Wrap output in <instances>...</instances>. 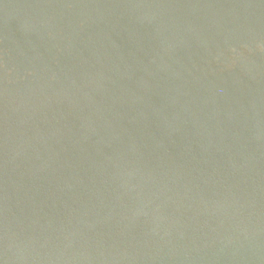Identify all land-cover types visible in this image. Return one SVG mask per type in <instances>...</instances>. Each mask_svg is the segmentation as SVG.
<instances>
[{
    "label": "water",
    "instance_id": "1",
    "mask_svg": "<svg viewBox=\"0 0 264 264\" xmlns=\"http://www.w3.org/2000/svg\"><path fill=\"white\" fill-rule=\"evenodd\" d=\"M0 264H264V0H0Z\"/></svg>",
    "mask_w": 264,
    "mask_h": 264
}]
</instances>
